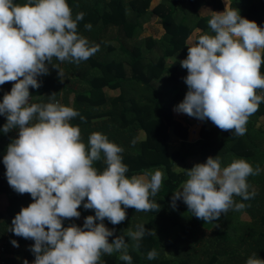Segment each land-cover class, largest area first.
Segmentation results:
<instances>
[{"label":"clouds","instance_id":"clouds-1","mask_svg":"<svg viewBox=\"0 0 264 264\" xmlns=\"http://www.w3.org/2000/svg\"><path fill=\"white\" fill-rule=\"evenodd\" d=\"M82 19L83 13L73 17L68 0H0V85H13L0 100V115L6 117L0 131L18 130L7 145L3 164L9 186L32 198L8 230L34 241L32 264H101L102 255L113 254L132 264L128 241L138 251L145 235H156L141 224L110 241L115 229L104 221L123 223L128 208L158 212L159 204L150 197L162 186V172L127 176L124 149L100 132L91 133L85 143L80 127L71 123L80 113L57 100L55 92L48 95V102H33L30 88H40L38 77L49 73V64L59 70V77L63 75L54 58L79 64L99 50L78 33ZM207 24L209 31H197L186 41L187 57L180 64L187 70L188 91L174 110L243 136L249 116L264 102V26L242 16L230 0H225L223 11H211ZM91 27L85 25L87 30ZM101 159L102 171L94 167ZM260 171L243 158L222 166L217 155L209 156L186 169L187 179L173 192L172 207L182 199L197 219L217 221L229 210L245 207L234 197L255 196L249 192L248 177ZM81 205L94 215L85 217L82 226H64L65 220L79 219ZM11 243L19 247L16 240ZM156 256L155 250L147 253L148 260ZM246 264H264V259L254 253Z\"/></svg>","mask_w":264,"mask_h":264},{"label":"trees","instance_id":"trees-1","mask_svg":"<svg viewBox=\"0 0 264 264\" xmlns=\"http://www.w3.org/2000/svg\"><path fill=\"white\" fill-rule=\"evenodd\" d=\"M230 2L242 16L264 26V0ZM68 3L73 17L83 13L78 33L90 44L99 45V50L79 64L60 63L54 58L53 63L63 75L59 77V70L49 64V73L38 77L40 88H30L33 102H48V95L55 92L57 100L80 113L71 123L80 127L85 143L91 133L100 132L124 149L121 155L128 166L127 176L156 169L163 174L159 192L150 197L160 210L137 212L128 208L126 220L118 225L105 219V225L115 229L109 240L141 224L155 230L156 235L143 237L138 251L128 241L132 264H246L254 253L264 259V102L249 116L243 136L221 131L211 121H200L186 114L177 116L174 110L188 91L184 81L187 70L180 64L187 57L186 41L196 31H209L210 15H201L199 10L204 5L213 11L222 10L224 0H68ZM152 17H156L157 35H140V31L146 30L144 21ZM89 23L91 30L85 28ZM261 72L264 73V64ZM12 86L11 82L0 85V100ZM108 90L119 93L110 94ZM257 94L262 93L258 90ZM4 123L6 117L0 115V129ZM140 131L145 133L143 138L139 137ZM171 132L181 139L180 147L172 152ZM17 134L16 129L7 134L0 131V192L8 196L7 208L0 211V244L6 245L7 264H17L12 258L17 252L25 253L29 260L35 259L30 251L34 241L8 230L14 216L32 202L29 194L16 193L5 175L3 156ZM216 155L222 166L233 158H243L261 171L248 177L249 192L254 191V197L249 200L234 197L245 207L222 214L217 225L206 230L188 212L182 199L173 208L172 196L187 179L186 169L191 167L192 160L206 162L209 156ZM179 165L184 167L178 169ZM94 167L102 171L103 159L94 162ZM79 211V219L65 220L64 226L71 223L82 226L85 217L94 215V210H86L83 205ZM12 240L19 247L13 246ZM152 250L157 256L148 260L147 253ZM117 256L102 255L101 264H126Z\"/></svg>","mask_w":264,"mask_h":264},{"label":"rangeland","instance_id":"rangeland-1","mask_svg":"<svg viewBox=\"0 0 264 264\" xmlns=\"http://www.w3.org/2000/svg\"><path fill=\"white\" fill-rule=\"evenodd\" d=\"M159 1V0H158ZM209 9V10H208ZM211 9L210 7L207 8V6H202L199 10V13L201 15H210L211 13ZM145 22V28L146 30L145 31H140V35H147V34H150V33H153V34H156L157 35V29H156V17H152V19L150 21H144ZM196 32H194L191 36H193ZM108 92L110 94H118L119 93V90H108ZM184 114L182 113H178L177 112V116H183ZM145 136V133L140 131V135L139 137L140 138H143ZM181 145V139L176 136L173 132L170 133V139H169V151L172 152L173 150L179 148ZM200 162V159H194L191 161V167H193L196 163H199ZM184 167V165H179L178 166V169H182ZM190 167V168H191ZM218 221V220H217ZM217 221H209V222H205L204 220H202L201 222V219L199 220L201 226L206 229V230H210L212 228H214L217 224Z\"/></svg>","mask_w":264,"mask_h":264},{"label":"crops","instance_id":"crops-1","mask_svg":"<svg viewBox=\"0 0 264 264\" xmlns=\"http://www.w3.org/2000/svg\"><path fill=\"white\" fill-rule=\"evenodd\" d=\"M205 7L207 5H204ZM209 6H207L208 8ZM224 8H225V0H224ZM211 9V8H210ZM209 10V9H208ZM212 10V9H211ZM224 9L222 10H217V11H223ZM7 205H8V196L5 194V193H2L0 192V211H4L6 208H7ZM200 220V219H199ZM220 221V218L219 220L217 221V223ZM202 222V220H201ZM216 223V224H217ZM12 258L15 259L16 263L17 264H24V260H27L29 262V264H32V261L34 259H28V257L25 255V253L23 252H17L15 254L12 255Z\"/></svg>","mask_w":264,"mask_h":264},{"label":"built area","instance_id":"built-area-1","mask_svg":"<svg viewBox=\"0 0 264 264\" xmlns=\"http://www.w3.org/2000/svg\"><path fill=\"white\" fill-rule=\"evenodd\" d=\"M6 245L0 244V264H7V261L5 260V255H6Z\"/></svg>","mask_w":264,"mask_h":264}]
</instances>
